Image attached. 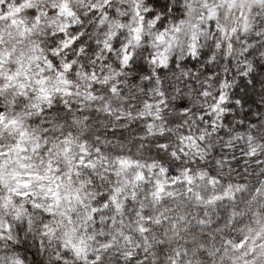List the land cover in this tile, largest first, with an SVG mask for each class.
I'll list each match as a JSON object with an SVG mask.
<instances>
[{"label":"clouds","instance_id":"9594fccd","mask_svg":"<svg viewBox=\"0 0 264 264\" xmlns=\"http://www.w3.org/2000/svg\"><path fill=\"white\" fill-rule=\"evenodd\" d=\"M0 264H264V0H0Z\"/></svg>","mask_w":264,"mask_h":264}]
</instances>
